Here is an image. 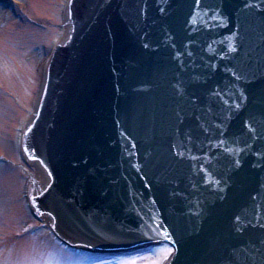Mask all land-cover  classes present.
<instances>
[{"label":"water","instance_id":"95a60500","mask_svg":"<svg viewBox=\"0 0 264 264\" xmlns=\"http://www.w3.org/2000/svg\"><path fill=\"white\" fill-rule=\"evenodd\" d=\"M66 16L21 137L45 179L34 213L72 247L264 264V0H68Z\"/></svg>","mask_w":264,"mask_h":264},{"label":"rangeland","instance_id":"374dc122","mask_svg":"<svg viewBox=\"0 0 264 264\" xmlns=\"http://www.w3.org/2000/svg\"><path fill=\"white\" fill-rule=\"evenodd\" d=\"M66 3L0 0V264H167L173 251L168 244L109 259L64 248L50 222L36 218L29 204L28 195L45 179L26 162L20 141L38 103L47 59L69 28Z\"/></svg>","mask_w":264,"mask_h":264},{"label":"snow or ice","instance_id":"6c2138e0","mask_svg":"<svg viewBox=\"0 0 264 264\" xmlns=\"http://www.w3.org/2000/svg\"><path fill=\"white\" fill-rule=\"evenodd\" d=\"M41 215H43V213H41Z\"/></svg>","mask_w":264,"mask_h":264}]
</instances>
